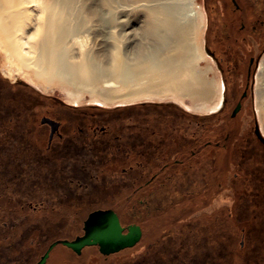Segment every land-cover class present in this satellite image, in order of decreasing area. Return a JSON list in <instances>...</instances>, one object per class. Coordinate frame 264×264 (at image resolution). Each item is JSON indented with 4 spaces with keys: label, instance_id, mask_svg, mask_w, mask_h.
<instances>
[{
    "label": "flooded vegetation",
    "instance_id": "obj_1",
    "mask_svg": "<svg viewBox=\"0 0 264 264\" xmlns=\"http://www.w3.org/2000/svg\"><path fill=\"white\" fill-rule=\"evenodd\" d=\"M220 1L218 10L225 26L222 31L228 38H246L240 31L247 30L254 31L256 35L264 38V9L260 13V8L253 7V12L249 11V15H244L243 0H230L234 8L229 7L232 11L239 12L237 18L233 20L222 13L228 6L224 0V5L222 0ZM262 14L263 18H259L258 16ZM237 22L238 29L235 28ZM213 46L212 44L209 51L217 63L219 62L222 74L224 73L220 104L216 110L224 109L231 89L240 88L229 115L237 117L247 97L251 100L253 113L251 127L244 130L242 135L243 141L239 146L242 154L238 160L239 169L245 177H242V182L245 183L241 182L243 185L238 192L239 202H246L248 205L243 206L250 211L237 209L238 218L244 220L249 217L246 222L251 221V227L248 224L239 227L241 232L238 233L234 257L229 259L234 261L233 264H264V134L254 107L257 77L260 73L259 58L264 50V39L256 53L248 55L245 68L240 73L236 70L237 66L231 61V57L222 55ZM236 74L239 75V88L235 84ZM4 78L0 75V199L15 202L21 208L27 207L30 214L42 212L41 216L38 215L40 219L36 225L48 226L54 232H59V226L51 224V211H62L74 204L81 207L85 196L97 199L105 190H111L114 196L116 187L123 189L136 184L137 179L129 172L131 170H137L143 179L139 184L142 189L145 187L149 190L154 184L159 185V192L165 189L166 193H150L149 197L140 198L143 208L134 212L140 218L138 221H123L122 218L131 212L127 211L126 206L119 209L114 206L93 207L79 223L80 232L71 237H56L48 241L43 249L40 241H31L28 247L23 246L24 234L34 227L35 222H32L31 227H24L17 233L16 230L23 223L22 218L12 216L2 218L0 204V233L11 232L14 236L7 239V242L0 243V264H36L48 251L42 263L47 264L58 246L66 247L65 249L73 254L75 264L87 263L84 257L90 253L88 252L90 247L93 248L91 252H97L101 257V264H115L114 258L120 252L143 247L147 249L146 247L156 242L153 241L155 238L161 239L160 245L163 250L160 254L163 256L166 251L170 253V262L144 259L141 264H172V261L180 262V257L183 258V263L187 260L185 264H227L226 256L210 254L209 241L212 237L209 219L205 221L206 217L192 210L190 213L192 215L184 218L186 228L182 226L184 228H181V232L176 225H171L180 211L156 209L159 202L181 199V195L177 193L179 190L167 186L169 179H172L168 171L173 164L170 165L164 159V152L169 147L178 149L179 132L182 140L190 143L189 152L185 157H175L172 160L186 168V172L181 174L182 179H185L180 182L181 185L183 183L189 185L187 192L193 195L196 184L202 185L204 189L209 187L213 172L206 176L207 178L205 176L200 178L202 173L197 174L199 177L196 179L194 175L198 168L194 158L198 154V157L202 156L201 159L205 161V156L208 155L205 151L209 150L211 142L205 139L199 151L195 149V140L203 133L200 128L204 127V121L200 118L195 119V115L191 114L189 109L183 106L184 109H180L171 103L141 101L137 104H115L109 109H103L102 105L78 107L41 95L37 98H23L20 97L19 85ZM43 138L45 147L41 149L39 143ZM23 151L28 154L27 158H24L26 154H21ZM220 154L221 152L215 159L219 157L221 159ZM134 155L137 158L133 159ZM123 159L129 163L120 165ZM108 164H113L114 167L106 168ZM117 164L120 166L115 168ZM214 176L215 179L218 178L217 174ZM164 186L166 188H163ZM99 209L112 210L121 225H137L139 239L132 246L108 252L101 251L95 244L84 245L77 251L61 242L72 241L83 235L85 220L91 212ZM160 217L165 219L160 221ZM216 221L217 219L215 223ZM64 224L65 220L60 222L62 227ZM218 224L223 226V222ZM222 228L224 230H220L219 234L214 236V241L217 236L226 233L227 227ZM183 232L187 233V238ZM165 235L170 236V239L178 236L180 241L190 248L189 253H183L185 258L182 256V252H186L183 249L184 245L179 244V241L174 239L176 250L162 244ZM192 236H196V239H192Z\"/></svg>",
    "mask_w": 264,
    "mask_h": 264
},
{
    "label": "rangeland",
    "instance_id": "obj_2",
    "mask_svg": "<svg viewBox=\"0 0 264 264\" xmlns=\"http://www.w3.org/2000/svg\"><path fill=\"white\" fill-rule=\"evenodd\" d=\"M165 1L180 3L184 10L189 5L188 2H192L194 15L190 19L194 24L191 38L196 52L195 67L202 71V75H204L205 78L210 80L213 86V94L209 101H206V103L211 107L215 106L216 102L220 99L219 88L221 87V82L224 79V73L222 74L219 62L217 63L216 58H214L209 51L211 45L213 44V47H215V49L222 55L228 56L229 58L231 57V61H234L235 65L237 66L236 70L240 73L245 68L246 58L248 57V55L256 53V51L262 45V40L264 38L256 35L254 31L249 30L240 31V33L242 32L241 34L245 35L246 38H228L226 33L222 31L225 26L222 23V21L224 20L218 10V8L220 7V0ZM104 2L106 3L104 4L103 2H101L100 4L98 0L77 1V5L79 11L81 12L83 21L85 20L86 23L84 24L82 31L79 33L78 37H76V42H74L73 45L75 58L88 56L89 58H93L94 60L99 61V63L101 62V64H105V62L109 60L110 43L112 42L111 37L113 35L117 36L119 34V27L117 26V24L123 19L126 22L128 21V25H125V31L123 30V32H128L132 35L130 36V40H126L123 37L120 38L119 36V44L124 54L131 56L133 55L134 49L138 46L150 48L153 44H155V39L153 37L152 38L154 40L151 37L142 36V30L145 22L147 21V15L145 14L144 9L140 4H146L147 2L145 0H127L123 4H120L118 0H105ZM224 2H226V6L234 8L230 0H224ZM243 2H246L248 6L255 7V9L256 7L260 8V13L264 9V0H243ZM231 12L233 14L235 12L236 15L233 18V20H235L238 16L237 12ZM181 16L182 21H184V19L187 20V18H184L183 15ZM258 17L263 18V14L259 15ZM235 28H239V22L236 23ZM259 60L260 78L257 77V81H259L258 83L260 84H258L257 87H259V95L264 117V50L261 52ZM233 71H235V69ZM1 73L2 68L0 67V75L4 78L5 76L2 75L3 73ZM13 75L15 76L13 80L6 77L4 79L19 85L21 91L20 97L23 98H37L41 95L44 97L55 98L64 103L78 105V107H84L90 104L102 105L103 109H109L115 104H137L141 101L171 103L180 109H184L183 107H185V109H189V112L195 115V119L200 118V120L204 121V127L200 128L201 130H203V133L201 134L200 138H196L195 140V149L199 151L200 147L203 145L202 142L205 139H209L211 140V142L208 146L209 150L205 151L208 154L205 156V161L201 159L202 156L198 157V154L194 158V163L198 167L194 172V175L196 179L199 177L197 176V174L199 173H202L201 175L199 174L201 176L200 178H202L204 176H208L213 172L209 187L204 189V187H201L202 185L199 186V184H196L195 193L193 195L188 194L187 192V189L190 187L189 185H185L184 183L183 185H181L180 182L182 180H185L184 178L182 179L181 174L186 172V168L181 167V164H175L172 160L175 157H185L187 152H189L190 143L188 141L182 140L181 134L179 132L178 140L176 139L178 142V149L169 147L164 152V159H166L170 165L173 164L172 168L168 171L169 173H171L172 179H169L170 181H168L169 183L167 184V186L169 188L173 187L174 189L176 188L177 190H179L177 193L179 196L181 195V199L179 201H176L177 199H174L172 202H159L156 209L158 208L162 211L171 209V212L180 211L179 216L175 218L171 225H176V227L180 228L179 231L181 232V228H186L184 218L192 215L190 214L192 210H196V212H199L198 215L206 217L205 221L209 219L210 222V235L212 238L209 242L211 248V256L219 254L224 255L228 259V261L226 262L227 264L234 263V261H230L229 258L233 259L232 257H234V249L235 246H237V241L239 238L238 233L241 232L239 227L243 224H248L249 226L251 225V221H248V223L246 222L249 217L241 220V218H238L237 211V209L250 211L247 207L243 206L244 204L248 205L246 202H239L240 198L238 193L240 192V186L245 183L242 182V177L244 176H242V171L239 169L240 167L238 165V160L241 159L240 156L242 154L239 150V146L243 141L242 135L245 132L244 130L251 127L253 118L252 104L249 97H247V99L245 98L243 107L237 117H231L229 115L230 109L233 108V103L240 91L239 75H235L237 79V83L235 84L239 89H231L229 91L228 94L230 96L228 97L227 104L221 111L216 110L217 108L210 110L193 108L192 102L187 96L177 99L171 94L160 96L144 95L137 99H133L132 101L128 100L122 103L106 102V104L102 103L101 101H97L96 93H91L87 89H82L79 92V97H76L72 95L71 92H73L74 89L70 86L61 85L57 82H51L48 84L39 83L32 78H27L21 71L16 72V69L13 70ZM257 90L258 88L256 89V92ZM257 93L255 95L254 107L257 113L260 128L262 130V133L264 134L262 121L260 119V111L257 107ZM39 146L41 147V149L45 147L44 138L40 141ZM219 151L221 152L220 155H222V158L220 159L219 157L218 159L216 158V160L215 157L218 156V154L220 153ZM21 154H26L24 158L28 157V154L24 153V151L21 152ZM135 158H137L136 155H134L133 159ZM206 158L208 161L206 160ZM128 163V160L123 159L120 165H126ZM120 165L117 164L115 168L119 167ZM107 167L112 168L114 167V165L108 164L106 168ZM129 172L133 177L137 179L136 184L128 185L123 189H118L116 187L114 189V196L111 190H105L101 196H98L99 199H96L93 196L91 198L85 196V199L82 200L81 207H77L74 204L62 211H51V224L59 226V232H54L53 229L48 226L39 227L38 225H36V222L40 219L38 215L41 216L42 212L39 214H30V210H28L27 207L21 208L15 202H8L4 199H0V204L2 205L1 213L3 214L2 218H4V216L22 218L23 223L19 225L18 230H16L17 233H19L24 227H31L32 222H35V224L33 225L34 227L30 228L28 230V233L24 234L23 246L28 247L29 245H31V241H40L42 243V249L47 245L48 241L56 237H71L76 234V232H80L79 223L85 217L87 211L96 206H114L117 209H119V207L121 206H126L127 211L131 210V212L127 217L122 218L123 221H138L140 218L138 217V214L134 212L143 208L142 203L140 202V198L149 197L150 193H158L160 187L159 185L153 184L149 190H146L145 187L142 189L139 184L143 182V179L140 178L138 171L131 170ZM216 172H218L219 174ZM216 174L218 177L217 179H215L214 176ZM104 187L107 188L106 186ZM163 188L166 187L164 186ZM159 193L165 194L166 191L164 189ZM157 215H159V213ZM214 218L217 219L216 223ZM162 219L164 220L165 217L159 218L160 221ZM64 220L65 224L62 227L60 225V222ZM219 222H223V226L227 227L225 230L226 233L217 236V238L215 237L216 241H214V236H216V234H219L220 230H224V228H222L223 226H220V224H218ZM182 234L185 237L187 236L186 232H183ZM165 236L162 238V244L167 245V247H171L173 249L175 248L174 250H176V247L174 246L175 241H179V244L184 245L183 249L186 252H182V256H184L185 258L186 256L183 253H189L190 248H187V245H185V243H182L178 236L177 238L173 239H170V236ZM11 237H14L13 235H11V232L2 234L0 233V243L7 242L6 240ZM194 238L196 239V236H192V239ZM157 239L155 238L153 241L156 242L152 243L151 246L146 247L147 249H144L143 247L141 249H127L120 252L115 256L114 263L141 264L145 261L144 259H153L160 262H170V253L166 251L165 255L162 256L160 254L163 249L160 245V237V240ZM91 248L92 247H90V249ZM90 249V253H87L88 255L86 254L87 256L84 257V259H87L85 261L87 262L86 264H101V257L97 252H91L93 251V248L91 250ZM172 255L170 257H172ZM180 258V262L172 261V264H185L187 260L183 263V258ZM62 259V264H75L74 257L71 255L65 256Z\"/></svg>",
    "mask_w": 264,
    "mask_h": 264
},
{
    "label": "bare ground",
    "instance_id": "obj_3",
    "mask_svg": "<svg viewBox=\"0 0 264 264\" xmlns=\"http://www.w3.org/2000/svg\"><path fill=\"white\" fill-rule=\"evenodd\" d=\"M77 1L0 0L1 74L13 80V70L16 69V72L21 71L27 78L39 83L57 82L70 86L74 89L72 95L76 97L82 89H87L96 93L97 98H94L102 103H122L144 95L171 94L177 99L187 96L196 109L218 108L220 99L212 107L206 103L212 97L213 86L195 67L196 52L191 38L194 24L190 19L194 9L191 1L184 10L180 3L145 0L146 4H140L147 15L142 36L153 37L155 44L150 48L138 46L131 56L124 54L119 36L130 40L132 35L123 32L128 25V21L123 19L117 24L118 37H111L109 60L105 64L88 56L75 58L73 45L86 23ZM98 1L106 3L105 0ZM118 1L123 4L127 0ZM242 4L244 15L253 12L252 6L246 2ZM230 9L227 7L222 13L227 18H234L236 14ZM181 15L187 20L182 21ZM257 88V107L264 131ZM219 89L221 98L222 87ZM65 248L58 246L47 264H62V258L73 256Z\"/></svg>",
    "mask_w": 264,
    "mask_h": 264
},
{
    "label": "water",
    "instance_id": "obj_4",
    "mask_svg": "<svg viewBox=\"0 0 264 264\" xmlns=\"http://www.w3.org/2000/svg\"><path fill=\"white\" fill-rule=\"evenodd\" d=\"M85 232L74 240L62 243L79 251L84 245L95 244L103 252L116 251L132 246L139 239V228L135 224L121 225L112 210H95L85 220ZM48 251L36 264H42Z\"/></svg>",
    "mask_w": 264,
    "mask_h": 264
}]
</instances>
